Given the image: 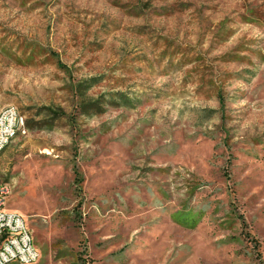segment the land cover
Segmentation results:
<instances>
[{"label": "rangeland", "instance_id": "1", "mask_svg": "<svg viewBox=\"0 0 264 264\" xmlns=\"http://www.w3.org/2000/svg\"><path fill=\"white\" fill-rule=\"evenodd\" d=\"M6 104L24 264L264 263V0H0Z\"/></svg>", "mask_w": 264, "mask_h": 264}, {"label": "built area", "instance_id": "2", "mask_svg": "<svg viewBox=\"0 0 264 264\" xmlns=\"http://www.w3.org/2000/svg\"><path fill=\"white\" fill-rule=\"evenodd\" d=\"M24 132L23 114L12 104L0 107V149L16 133ZM9 192V183L0 180V264L9 261L31 263L38 258L39 250L24 215L6 207Z\"/></svg>", "mask_w": 264, "mask_h": 264}, {"label": "trees", "instance_id": "3", "mask_svg": "<svg viewBox=\"0 0 264 264\" xmlns=\"http://www.w3.org/2000/svg\"><path fill=\"white\" fill-rule=\"evenodd\" d=\"M124 99H126V97H124ZM125 101V100H124ZM26 121V120H25ZM8 196V195H7ZM6 199H7V197H6ZM5 203H6V201H5ZM10 262V261H9ZM15 262H17V261H15ZM8 263V262H7ZM18 263H20V262H18ZM6 264V263H5ZM24 264V263H23ZM258 264H264L263 262H259Z\"/></svg>", "mask_w": 264, "mask_h": 264}, {"label": "crops", "instance_id": "4", "mask_svg": "<svg viewBox=\"0 0 264 264\" xmlns=\"http://www.w3.org/2000/svg\"><path fill=\"white\" fill-rule=\"evenodd\" d=\"M34 241V240H33ZM38 248V247H37Z\"/></svg>", "mask_w": 264, "mask_h": 264}]
</instances>
